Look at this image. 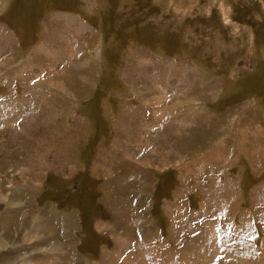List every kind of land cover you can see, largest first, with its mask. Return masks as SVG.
<instances>
[{"label": "rangeland", "instance_id": "rangeland-1", "mask_svg": "<svg viewBox=\"0 0 264 264\" xmlns=\"http://www.w3.org/2000/svg\"><path fill=\"white\" fill-rule=\"evenodd\" d=\"M0 264H264V0H0Z\"/></svg>", "mask_w": 264, "mask_h": 264}]
</instances>
